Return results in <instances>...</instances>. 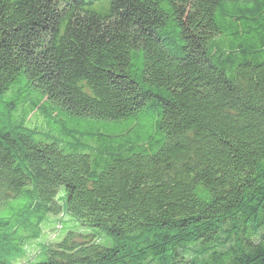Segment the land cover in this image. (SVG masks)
<instances>
[{
    "label": "trees",
    "instance_id": "obj_1",
    "mask_svg": "<svg viewBox=\"0 0 264 264\" xmlns=\"http://www.w3.org/2000/svg\"><path fill=\"white\" fill-rule=\"evenodd\" d=\"M0 264H264V0H0Z\"/></svg>",
    "mask_w": 264,
    "mask_h": 264
},
{
    "label": "rangeland",
    "instance_id": "obj_2",
    "mask_svg": "<svg viewBox=\"0 0 264 264\" xmlns=\"http://www.w3.org/2000/svg\"><path fill=\"white\" fill-rule=\"evenodd\" d=\"M33 118H34V117H32V119H33ZM34 120H35V119H34ZM34 123H35V122H34ZM88 231H89V230H88ZM89 232H90V233L98 234V233L96 232L95 229H91ZM57 236H58L57 231L54 230V229H51V230H50V238H51V240H52V239H55ZM102 241L107 242V241H105V240H102Z\"/></svg>",
    "mask_w": 264,
    "mask_h": 264
}]
</instances>
